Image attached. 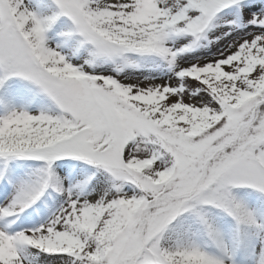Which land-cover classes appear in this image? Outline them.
<instances>
[{
    "label": "snow or ice",
    "instance_id": "1",
    "mask_svg": "<svg viewBox=\"0 0 264 264\" xmlns=\"http://www.w3.org/2000/svg\"><path fill=\"white\" fill-rule=\"evenodd\" d=\"M0 264H264V0H0Z\"/></svg>",
    "mask_w": 264,
    "mask_h": 264
}]
</instances>
